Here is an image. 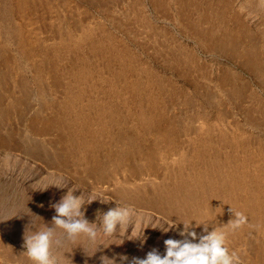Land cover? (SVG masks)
<instances>
[{"label":"rangeland","instance_id":"374dc122","mask_svg":"<svg viewBox=\"0 0 264 264\" xmlns=\"http://www.w3.org/2000/svg\"><path fill=\"white\" fill-rule=\"evenodd\" d=\"M55 181L110 200L90 222L117 205L176 223L141 224L143 245L131 225L95 242L56 228L60 264L163 255L180 221L235 212L229 251L264 264V2L0 0V264H32L24 234L51 226L67 188L38 189Z\"/></svg>","mask_w":264,"mask_h":264},{"label":"clouds","instance_id":"9594fccd","mask_svg":"<svg viewBox=\"0 0 264 264\" xmlns=\"http://www.w3.org/2000/svg\"><path fill=\"white\" fill-rule=\"evenodd\" d=\"M50 186H55L57 189L67 188V191L58 201L50 204V207L55 212L51 219V226L35 231L30 235L24 234V253L32 264H60V261L52 252L54 230L56 228L62 229L69 240L84 236L95 242L100 235L104 237L117 235L118 229L119 235L124 236L130 225L132 226V231L129 239H140L143 237L136 231L141 224L147 225L145 228L149 226L153 229L159 228L164 233L176 227V223L168 225V227H162L159 223H153L151 218L136 214L130 207L117 205L107 211L97 209L95 220L90 222L85 217V205H90L97 200L101 204H106L110 200L98 197L95 194L90 195L85 200L82 194L74 195L76 189L68 188L60 181L52 182L43 189L38 190L45 191ZM229 211L234 213L232 208ZM97 221H99L98 227ZM192 221H180L183 227L177 228V231L182 239H165L163 241L165 246L163 255L160 254L158 249L153 248L147 252L146 258L133 257L130 264H242L237 252L229 251L227 237L228 230L235 231L247 222V217L243 213L235 212L234 218L226 223L227 229L213 228L209 231L207 224L194 220L196 223L193 225ZM201 225H203L202 231L204 234H198L194 230L195 227ZM145 239H140L141 245H143ZM55 243L59 244L60 242L57 240ZM106 258L101 257L102 264H105ZM120 259L125 261L128 260V257L122 255ZM111 260L114 264V260Z\"/></svg>","mask_w":264,"mask_h":264}]
</instances>
